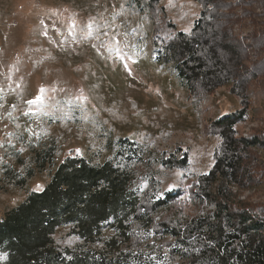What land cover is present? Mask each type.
<instances>
[{
    "label": "rangeland",
    "instance_id": "374dc122",
    "mask_svg": "<svg viewBox=\"0 0 264 264\" xmlns=\"http://www.w3.org/2000/svg\"><path fill=\"white\" fill-rule=\"evenodd\" d=\"M227 1L238 3V15L247 0ZM200 10L193 0H0V217L41 190L67 156L94 163L115 157L140 191L148 179L159 194L181 187L179 220L202 213L206 203H194L187 190L219 152L210 125L241 103L226 87L190 96L172 64L156 57V46L189 32ZM246 22L232 25L234 36L247 38ZM258 80L247 88L249 117L236 126L244 139L264 132V74ZM127 140L136 154L119 157L117 144ZM261 145L253 148L263 163L260 184L234 190L251 205L264 204ZM43 149L54 162H41ZM181 152L184 168L156 160ZM52 239L60 249L80 244L66 228Z\"/></svg>",
    "mask_w": 264,
    "mask_h": 264
},
{
    "label": "trees",
    "instance_id": "16d2710c",
    "mask_svg": "<svg viewBox=\"0 0 264 264\" xmlns=\"http://www.w3.org/2000/svg\"><path fill=\"white\" fill-rule=\"evenodd\" d=\"M193 1L201 8L198 18L189 32L176 31L156 46L157 61L172 64L190 96L226 87L241 103L210 125L219 152L213 168L187 190L194 203H206L202 213L179 220L181 187L159 194L148 179L140 191L133 172L115 157L94 163L67 156L41 190L0 217V251L6 256L0 264H264V204L239 201L234 193L255 179L259 185L263 172L253 148L264 144V132L244 139L236 126L249 117L248 85L264 74V0L241 1L238 15V3ZM243 19L241 25L252 28L247 38H238L232 25ZM117 149L119 157L136 154L128 140ZM37 154L41 162H54L49 149ZM187 158L181 152L179 159L172 154L156 160L184 168ZM159 211L165 214L155 216ZM60 228L79 239L74 250L54 244Z\"/></svg>",
    "mask_w": 264,
    "mask_h": 264
},
{
    "label": "clouds",
    "instance_id": "9594fccd",
    "mask_svg": "<svg viewBox=\"0 0 264 264\" xmlns=\"http://www.w3.org/2000/svg\"><path fill=\"white\" fill-rule=\"evenodd\" d=\"M1 256L4 257V260H5V257H6V256H5V253L0 251V257H1ZM0 262H1V261H0ZM1 263H2V262H1Z\"/></svg>",
    "mask_w": 264,
    "mask_h": 264
},
{
    "label": "snow or ice",
    "instance_id": "6c2138e0",
    "mask_svg": "<svg viewBox=\"0 0 264 264\" xmlns=\"http://www.w3.org/2000/svg\"><path fill=\"white\" fill-rule=\"evenodd\" d=\"M41 91H43V89H41ZM37 99L39 100L40 98L38 97ZM30 103H32V102H30Z\"/></svg>",
    "mask_w": 264,
    "mask_h": 264
}]
</instances>
